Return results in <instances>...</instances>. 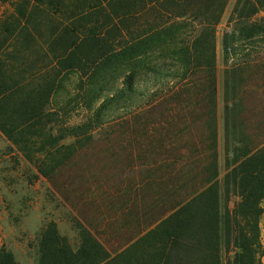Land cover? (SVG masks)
<instances>
[{
  "label": "trees",
  "instance_id": "trees-1",
  "mask_svg": "<svg viewBox=\"0 0 264 264\" xmlns=\"http://www.w3.org/2000/svg\"><path fill=\"white\" fill-rule=\"evenodd\" d=\"M9 2L14 14L0 25V132L37 146L52 173L90 151L103 171L120 166V188L90 186L76 204L82 215L87 205L98 212L118 202L124 224L136 228L112 254L78 221L76 251L49 224L38 264H220L222 243L227 264H259L264 123L249 127L240 114L247 96L264 97V59L251 56L264 46V22L252 20L264 0H236L221 42L225 64L241 56L223 78L222 217L215 35L228 0H0ZM34 47L43 54L36 85L5 60L18 64ZM76 110L81 122L68 126ZM99 143L106 150L95 153ZM0 264H16L4 248Z\"/></svg>",
  "mask_w": 264,
  "mask_h": 264
},
{
  "label": "rangeland",
  "instance_id": "rangeland-1",
  "mask_svg": "<svg viewBox=\"0 0 264 264\" xmlns=\"http://www.w3.org/2000/svg\"><path fill=\"white\" fill-rule=\"evenodd\" d=\"M236 0H228L220 22L216 27L215 54H216V81H217V113H218V189H219V211L221 217L225 209L223 198L224 182V134H223V78L224 71L231 64H235L241 56L230 60L225 64L222 51V37L230 31L228 21ZM37 5H40L36 2ZM14 14L13 2L0 3V25ZM255 22H264V10L259 12L253 19ZM38 45L43 44V40ZM248 51V50H247ZM245 51L244 53H246ZM38 48H30L23 51L17 58L22 60L14 64L10 56L6 58L8 67L15 69L14 73L22 72L28 84H39L42 79L40 69L43 67L41 59L43 54ZM252 52H258L254 54ZM247 54V53H246ZM254 58L264 59V46L258 45L257 50L251 51ZM28 57V58H26ZM28 61H23V59ZM19 71H16V68ZM16 81L20 80V78ZM249 85H253L250 83ZM252 88V87H251ZM264 97L260 94H250L246 97L241 109L240 119L249 122V127H260L264 123V115L260 113V106L263 107ZM79 112V111H78ZM77 110L66 117L67 125L73 126L81 122V113ZM122 115L121 111L110 113L108 121L116 120ZM13 121V120H12ZM24 140L25 136L18 138ZM91 150L92 148H88ZM106 146L99 143L95 153L105 151ZM91 152V151H90ZM87 152L86 158L73 161L62 171L48 170L49 163L44 152H38L37 146L27 147L23 144L14 145L0 132V248L10 252L16 264H38L39 260V239L46 226L54 224L60 237L66 239L73 251L79 247L78 231L75 223L87 227L91 233L101 242L106 250L112 254L119 251L125 244L127 238L133 235L135 229L129 228L122 221L120 216V204L113 206L105 204L97 212L95 206L87 205L80 209L77 207V196L81 191L91 189L95 185H102L114 193L116 188L121 187L120 166L115 169L103 171V164ZM98 160V161H97ZM101 164V166H100ZM40 169L48 174L44 176ZM81 170V171H80ZM83 171V172H82ZM103 171V172H102ZM94 195V192H93ZM98 195V194H97ZM67 197V201L64 199ZM96 200H98L96 198ZM232 200L229 207H233ZM113 205V204H112ZM110 206V207H108ZM119 208H116V207ZM260 207L263 210L259 218L260 244L262 254L259 264H264V200ZM77 208V209H76ZM84 219V220H83ZM84 221H87L84 222ZM231 253L226 252L223 243L220 248V264H227Z\"/></svg>",
  "mask_w": 264,
  "mask_h": 264
}]
</instances>
